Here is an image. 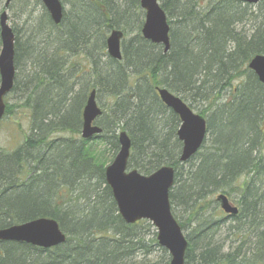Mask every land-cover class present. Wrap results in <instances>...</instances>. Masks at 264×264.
<instances>
[{
	"label": "trees",
	"instance_id": "1",
	"mask_svg": "<svg viewBox=\"0 0 264 264\" xmlns=\"http://www.w3.org/2000/svg\"><path fill=\"white\" fill-rule=\"evenodd\" d=\"M140 1L65 0L70 7L61 24L42 5L24 40L13 27L16 69L23 61L30 66L21 105L30 127L13 149L0 148V230L53 219L67 241L52 249L0 241V264H170L153 225L125 223L106 183V153L119 150V131L132 141L129 169L143 175L176 169L173 214L184 232L178 214L196 225L186 235V264H264V84L248 68L264 55V2L158 0L171 26L165 54L142 37ZM253 17L257 26L244 31ZM113 30L125 35L121 61L107 54ZM158 87L197 104L207 120V139L187 163L180 162V119L161 102ZM17 88L15 80L12 93ZM92 90L110 101L97 121L103 134L78 139ZM13 109L7 105L5 117ZM218 194L239 208L229 223L214 220L221 217L215 208L204 213ZM221 224L238 246L214 240Z\"/></svg>",
	"mask_w": 264,
	"mask_h": 264
},
{
	"label": "water",
	"instance_id": "2",
	"mask_svg": "<svg viewBox=\"0 0 264 264\" xmlns=\"http://www.w3.org/2000/svg\"><path fill=\"white\" fill-rule=\"evenodd\" d=\"M13 0H7L5 9L0 15V122L6 114L5 98L13 91L16 79L15 43L16 36L9 24L8 9ZM256 5L264 0H241ZM54 24H61L64 7L61 0H41ZM145 11V22L142 36L153 44L162 45L164 53L171 49L170 25L168 18L158 0H141ZM124 33L114 30L107 38L108 55L122 60V40ZM249 69L264 84V55L255 56L249 63ZM158 94L165 106L171 109L181 120L177 136L183 144L181 163L190 161L203 146L208 126L206 119L193 112L183 100L167 89H158ZM102 110L97 104L96 91H93L84 107L82 118V138L85 140L100 136L103 129L96 125ZM120 149L114 161L106 168V183L110 187L119 214L129 224L146 220L157 230L158 245L166 249L171 257L170 264H185L188 241L183 230L175 219L170 203V191L175 183V168L164 166L153 174L145 176L138 171H128L132 141L126 131L118 135ZM221 208L232 217L239 210L232 206L227 196L217 197ZM66 235L60 225L53 219L41 218L24 224L14 225L0 230L1 242H17L37 248L52 249L66 243Z\"/></svg>",
	"mask_w": 264,
	"mask_h": 264
},
{
	"label": "rangeland",
	"instance_id": "3",
	"mask_svg": "<svg viewBox=\"0 0 264 264\" xmlns=\"http://www.w3.org/2000/svg\"><path fill=\"white\" fill-rule=\"evenodd\" d=\"M7 0H0V15L2 14V12L5 9V4H6ZM65 1V0H62ZM64 10L68 9L69 10V3L66 2L65 3ZM26 9V11H25ZM251 12L253 15L257 16L258 15V10L255 7L251 8ZM28 11H32V14L27 15ZM43 6L37 1V0H14L13 3L11 4V6L8 9V15H9V24L11 25V27L13 28H17L20 30V36H23L22 40H24V37L26 34H28V31H30L31 29V25L36 26L38 21L40 20V17L43 13ZM31 16V18H29ZM27 21V22H26ZM259 22L258 18H251V20L249 22H247L245 25H243V29L246 32H250V30L254 27L257 26ZM135 29V28H134ZM134 29L130 30L128 35L126 36L127 39H130L132 37H134ZM125 41V40H124ZM123 41V42H124ZM123 46V43H122ZM1 41H0V53H1ZM30 73V66L27 65L24 61L20 63V65L17 67V78L16 81L18 83V88L17 90L12 93L9 94L5 100L7 105H12L14 106L13 109V114H11L10 116H6L2 122H0V148H5V149H13L15 146H17L18 144H20L24 137L27 136L29 134V115L28 112L26 110H24L23 108H21L22 105V97L24 96V87L26 82L28 81V74ZM189 106H192V109L194 110V112L198 113L200 112V107L197 106V104L191 103L189 100L185 101ZM98 104L101 107V109L104 108L108 109L109 108V104L110 101L104 97L100 98L98 97ZM59 137L61 138H67L70 137V135L64 134V135H59ZM78 139H81V135H78ZM110 147V146H109ZM119 150H108V152L106 153L107 155V164L105 166V168L115 159L116 155L118 154ZM216 199V195H214L213 197L210 198V203L208 206H204V208L206 209L204 211V213L206 214H210L211 212H208L210 210V208H215L214 212V216L216 214H221V217H217L214 220H220L225 222L224 220H226L227 215L220 209L219 204H214ZM208 204V203H207ZM212 211V210H210ZM213 212V213H214ZM178 217L180 219L181 222H185L186 226H185V234H189L191 231L194 230V227L196 226L192 221L189 222V216L183 213L178 214ZM230 220H226V223H229ZM233 222V221H231ZM221 224V231L219 232V234L214 238L215 241H225V244H227L226 249H229L228 246L232 245L231 244V240H236V242L234 243V246H238L239 243V238L236 239L232 233L233 232H229L228 230V224H226L225 226H223ZM235 238V239H233ZM233 246V245H232ZM228 251V250H226Z\"/></svg>",
	"mask_w": 264,
	"mask_h": 264
}]
</instances>
